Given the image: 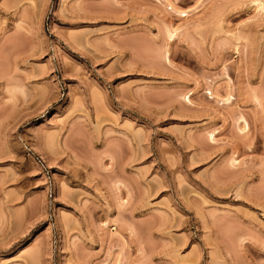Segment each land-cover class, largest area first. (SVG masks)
<instances>
[{
	"label": "rangeland",
	"instance_id": "1",
	"mask_svg": "<svg viewBox=\"0 0 264 264\" xmlns=\"http://www.w3.org/2000/svg\"><path fill=\"white\" fill-rule=\"evenodd\" d=\"M257 9L0 0V264H264Z\"/></svg>",
	"mask_w": 264,
	"mask_h": 264
},
{
	"label": "bare ground",
	"instance_id": "2",
	"mask_svg": "<svg viewBox=\"0 0 264 264\" xmlns=\"http://www.w3.org/2000/svg\"><path fill=\"white\" fill-rule=\"evenodd\" d=\"M251 1H253V4H254V7L255 8H258V9H262V10H264V1H260V0H251ZM251 4H252V2H251ZM257 9V10H258ZM261 10V11H262ZM172 38V37H171ZM165 55V57H164V59H166V61L168 62V63H170V53L167 51V52H165L164 53ZM187 98V97H186Z\"/></svg>",
	"mask_w": 264,
	"mask_h": 264
}]
</instances>
